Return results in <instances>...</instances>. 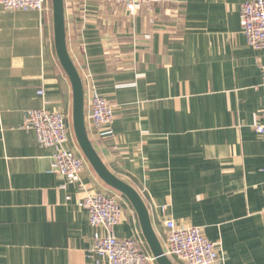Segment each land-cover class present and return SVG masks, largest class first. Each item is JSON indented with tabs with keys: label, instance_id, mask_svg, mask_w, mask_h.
I'll return each mask as SVG.
<instances>
[{
	"label": "crops",
	"instance_id": "0c3cea01",
	"mask_svg": "<svg viewBox=\"0 0 264 264\" xmlns=\"http://www.w3.org/2000/svg\"><path fill=\"white\" fill-rule=\"evenodd\" d=\"M247 1L165 0L136 16L112 0L65 2L98 154L140 192L162 244L167 219L199 226L221 243L215 264H264V50L242 32ZM49 5L44 14L0 6V264H107L90 256L95 232L106 230L83 205L98 190L121 195L117 237L152 254L130 201L77 142ZM94 92L114 106L107 128L89 119ZM40 108L68 114V147L87 161L82 186L50 172L54 148L23 127L26 112Z\"/></svg>",
	"mask_w": 264,
	"mask_h": 264
},
{
	"label": "built area",
	"instance_id": "2783aa9c",
	"mask_svg": "<svg viewBox=\"0 0 264 264\" xmlns=\"http://www.w3.org/2000/svg\"><path fill=\"white\" fill-rule=\"evenodd\" d=\"M67 1L78 4L82 0ZM112 1L124 5L131 15L136 16L143 5L152 6L165 0ZM0 6L9 11H37L43 14L51 10L49 0H0ZM241 25L248 43L264 50V0H249L242 5ZM39 93L43 95L44 90L40 89ZM89 107V119L95 127L103 129L113 123L114 106L103 95L91 93ZM67 120L65 111L30 109L25 114L23 127L35 132L41 146L54 148L50 172L64 176L69 183L82 186L81 172L87 161L68 147L71 130ZM257 130L264 133V124L257 126ZM121 200V195L115 191L98 190L86 196L83 205L89 212L91 225L106 230L105 233L95 232L90 256L97 258V263L99 259H104L107 264H153V255L144 251L136 239L119 238L115 234L114 228L123 218ZM165 227L167 238L163 248L173 261L215 264L220 259L221 243L209 240L201 227L180 225L173 219H167Z\"/></svg>",
	"mask_w": 264,
	"mask_h": 264
},
{
	"label": "water",
	"instance_id": "95a60500",
	"mask_svg": "<svg viewBox=\"0 0 264 264\" xmlns=\"http://www.w3.org/2000/svg\"><path fill=\"white\" fill-rule=\"evenodd\" d=\"M54 37L58 58L73 88V128L82 153L99 177L111 188L124 195L137 212L143 235L158 264H175L166 255L163 244L153 226L148 206L140 192L115 175L101 159L88 133L86 124L85 90L81 75L75 66L67 46L65 0H52Z\"/></svg>",
	"mask_w": 264,
	"mask_h": 264
},
{
	"label": "rangeland",
	"instance_id": "374dc122",
	"mask_svg": "<svg viewBox=\"0 0 264 264\" xmlns=\"http://www.w3.org/2000/svg\"><path fill=\"white\" fill-rule=\"evenodd\" d=\"M50 2H52V0H49Z\"/></svg>",
	"mask_w": 264,
	"mask_h": 264
}]
</instances>
